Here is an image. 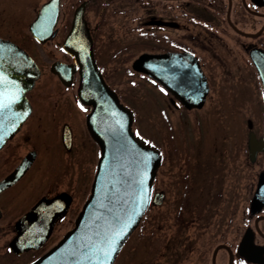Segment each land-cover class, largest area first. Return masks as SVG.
<instances>
[{
    "label": "flooded vegetation",
    "instance_id": "af4514ba",
    "mask_svg": "<svg viewBox=\"0 0 264 264\" xmlns=\"http://www.w3.org/2000/svg\"><path fill=\"white\" fill-rule=\"evenodd\" d=\"M48 1H42L35 8L36 14L29 21V26ZM54 3H57V10L55 5L43 9L40 23L46 27L53 23L56 16L53 26L55 34L46 41L61 38L55 46L59 55L51 60L49 65L52 73L65 86L76 85L78 91L79 66L69 75V69L76 65L75 56L66 48L64 41L77 8L80 7L93 42L92 53L95 62L106 82L116 90L124 104L129 105L116 84L112 83L116 75L110 73V65L119 63L117 66L122 67L125 61L134 59L144 51L179 54L183 59L191 60L193 67L201 69L200 83L204 79L207 80L208 91L200 105H187L180 92H172L156 80L163 91L169 94L170 103L178 110L181 109L183 115L189 114V110L200 111L212 99L213 102L209 106L211 115L214 104L215 107L221 105L215 98L221 91H226L228 100L235 103L232 110L226 105L225 114L229 116L230 137L233 134L234 121L237 127H240L237 128L240 129V140H237L236 145L233 140L220 150L218 147H207L206 151L193 150L187 139L190 134H186L185 128L191 127L189 120L184 116L180 119L181 135L185 138L181 153L186 179L185 197L176 209L178 212L175 224H178L180 230L167 236V244L177 246L165 252L160 249L158 257L153 256V259L144 254V264H179L176 261L184 260L187 255L193 257L199 247L196 244L197 237L209 231L210 225H215L212 233L218 234L220 241L212 248L209 259L205 253L208 245L202 248L205 251H200L197 259H204L205 264H264V0H56ZM121 17L135 19L131 29L137 31V38L134 40L140 45V49L132 57L125 56V48L133 47L134 42L113 44V21L122 22ZM64 29H67L65 33ZM106 35L110 37L109 41L104 40ZM11 40L21 45L15 39ZM232 47H235V53L242 61L240 72L248 70V80L255 91V104L249 108L245 96L241 91L237 93L238 86L231 81L236 71L230 65L235 57ZM32 57L39 66L36 57ZM55 67L61 69L62 75L69 82L64 81L54 71ZM124 68L126 69V66ZM172 68L174 76L179 74L178 62L173 64ZM40 69L42 71L41 66ZM138 72L151 78L147 72ZM194 80L193 76V85H188V88L196 91L199 86ZM188 82L190 80L184 81V84ZM32 89L27 91L31 112L18 130L0 146V264H30L51 250L61 240V236L74 227L77 214L91 194L92 181L101 155L100 145L91 136L87 125L86 116L93 106L84 103L77 94L72 96L73 99L69 98L68 102L53 100L50 106L53 112L50 114L34 115L39 109L38 102L31 98ZM232 93H236L235 96H231ZM236 98L241 101H236ZM198 114L195 113L192 117L194 134H197L193 139L200 140L202 124L211 116L204 119V115ZM190 132L191 129L188 133ZM213 142L214 139L211 144ZM94 155L96 162L92 165ZM165 158L162 149L160 166ZM226 165L230 166L234 175L238 167L239 177H242V180L239 178L237 181L241 187L233 190L231 197L234 201H245L243 223L235 222L236 209L227 220L223 206L218 205L224 194L219 181L220 171L222 166ZM160 166L154 177L152 190L153 193L163 191L165 197L166 190L156 186ZM196 174L199 177L198 183L194 181ZM209 174V181L207 180L206 184L201 182L200 177L203 179L209 177ZM196 188L204 189L199 190L202 193L210 188L207 193L210 195L204 199L201 196L195 201L192 196ZM83 194L85 197L79 203L78 197ZM216 198L218 199L215 200ZM208 199L210 201H207ZM150 207L151 205L147 210ZM144 218L141 219V224ZM52 219L54 221L45 240H37L30 247L11 248L10 243L20 228H28L27 231L31 235L43 236L49 230L47 226ZM22 220H25L26 224L20 225ZM194 229L196 231H193ZM248 229L249 237L244 238ZM229 233L234 235L229 237ZM3 239L5 246L2 245ZM154 251L157 250L150 251V254L153 255ZM168 251L172 252L173 259ZM117 257L113 264H116Z\"/></svg>",
    "mask_w": 264,
    "mask_h": 264
},
{
    "label": "water",
    "instance_id": "95a60500",
    "mask_svg": "<svg viewBox=\"0 0 264 264\" xmlns=\"http://www.w3.org/2000/svg\"><path fill=\"white\" fill-rule=\"evenodd\" d=\"M54 1L49 0L31 22V34L39 41L55 34L56 16L46 27L40 23L43 9L55 5L57 10ZM82 11L77 8L64 43L75 56L76 65L69 69V75L79 66L77 94L84 103L93 106L86 116L87 125L100 145L101 155L91 194L77 214L74 227L66 231L51 250L30 264H113L151 202L159 203L163 198V191L153 194L152 190L162 151L149 139L135 133L133 109L121 101L101 74ZM176 62L180 75L174 76L172 65ZM132 67L147 72L172 92H180L187 105L202 104L208 91L207 80L200 83L201 69L193 67L191 60L179 54L144 51L133 59ZM54 71L67 81L59 67ZM39 75L40 66L32 55L15 41L0 36V146L31 112L27 91L35 85ZM193 76L199 86L196 91L188 88L193 85ZM187 80L190 82L184 84ZM53 221L43 236L31 235L28 228H20L10 243L11 248L30 247L37 240H45ZM19 224H26V221ZM248 234L249 229L244 238L249 237Z\"/></svg>",
    "mask_w": 264,
    "mask_h": 264
},
{
    "label": "rangeland",
    "instance_id": "374dc122",
    "mask_svg": "<svg viewBox=\"0 0 264 264\" xmlns=\"http://www.w3.org/2000/svg\"><path fill=\"white\" fill-rule=\"evenodd\" d=\"M42 1L45 0H0V35L8 36L13 40L15 39L23 45L24 48L29 50L32 55L36 57L39 66L42 67V71L40 69L38 80L33 89L30 91L31 98L38 102L37 105L39 111L34 113V115L42 113L50 114L53 112L50 107L53 100L58 99L59 102H68L70 100L69 98L73 95H77L76 85L65 86L50 70L49 63L57 55H59V50L55 46L61 38L57 37L54 40L38 41L35 40L33 38V34H31L29 21H31V19L35 16V8L40 5ZM23 4L24 6L22 7ZM121 19L122 22L120 20L113 21V44L114 42L118 45L123 42H134V46L132 45L133 47H129V49L125 48L127 51L125 52V56L128 55L129 57H132L133 54L138 52V49H140V45L135 42L136 40H134L137 38V31L131 29L135 23V19L124 17H121ZM66 31L67 29H64L63 32L65 33ZM107 32H109V30ZM109 39L110 37H107V35L104 37L105 41H109ZM231 49L235 57L233 56L234 60L230 65L235 68L234 70H236L232 75L231 81H234V83L239 87V89L238 87L236 88V91L238 94L240 91L243 93L246 99L245 102L249 108L255 104V91L254 88H251L252 83H249L247 75L248 70H241L240 72L242 61L240 57H237L235 47H232ZM132 59L133 58H130L128 61H125V65L122 67L117 66L119 63L110 65V73H114V75H116L113 78L112 83L116 84L115 86L117 89L122 95H124V100L134 110L135 119L132 126L135 133L144 136L147 139L149 138L158 146H161L165 153V161L160 166L159 173L156 177V186L165 189L166 194L165 197L162 198L163 202H161V204H151L150 209L147 210L148 212H145L146 214L142 216V218L145 217L142 224L140 223L139 226L133 230L130 237L124 243L123 248L117 255L116 264H144V254L146 257L151 256V259H153V256L154 258L158 257L160 249L165 252L169 248L174 249V247L177 246L174 244H167V236L176 230H180L178 224H175V222H177L175 217H177L178 212L176 209L178 208V204L183 203V198L185 197L184 184L186 179L184 177L182 167L183 154H181L184 147L183 140L185 139L181 135L180 119L182 116H184L185 119H188V123L191 125L190 128L189 126H186L185 128L187 129L186 134H190L187 139L189 144L192 145L193 150L201 149V151H206L208 150L207 147H218L220 150L225 145L228 146V144L233 140V143L236 145L237 140H240L241 136V133L238 132L240 129L237 130V128L240 127H237L234 121L232 124V132L233 134L235 133L234 138L233 134L232 137H230L231 134L228 132V124L230 123H228L229 116L225 114L226 105L232 110L235 107V103H231L228 100L229 97H227L226 91L219 92V96L215 97L221 105L215 107L216 104H214V108H211L210 111L212 112L211 115H209V106L213 102L211 101L212 99H210V103L208 102L205 107L200 109V111L193 112L192 110H189V114L183 115L184 113L181 109L178 110V108L170 103L168 99L169 94L163 91L158 82H154L151 78L143 76L140 72L131 67ZM125 66L126 69L124 68ZM235 94L236 93H232L231 96H235ZM235 100L241 101L238 98ZM236 104L238 103L236 102ZM195 113H201L204 115V119L211 116L202 124L200 140L193 139V137L197 135L194 134V124L192 123V117L195 116ZM190 129L191 132L188 133ZM195 131L197 132V130ZM213 139L214 142L211 144ZM92 146L93 145L91 144L90 149H92ZM92 157V165H95L96 157L95 155ZM200 175L202 176L201 171ZM220 176L219 181L221 186H223L224 194L221 201H218V205L223 206L227 220L232 217L230 214H233V211L236 209V212H234L235 222L243 223V205L245 204V201L242 199L234 201L233 197H231L232 191L241 187L237 182L240 179L242 180V177H239V169L237 167V172L234 175V171L231 170L229 165L224 167L222 166ZM241 176L244 175L241 174ZM194 177L195 183H198V175L196 174ZM210 178L211 174H209V177L207 176L203 179L200 177V180L201 182L204 181L203 183L206 184ZM199 190L204 191V189L196 188L194 191L195 193L192 196L195 201L201 198V196L204 199V197L210 195L207 194L210 192V188H207L205 193H202ZM211 190H214L213 187ZM84 197V194L80 195L78 197V202L81 203ZM217 199L218 198L215 200ZM207 201H210V199ZM223 208H221L222 211ZM183 214L184 212L182 215ZM235 222L233 221L232 224ZM214 227L215 225H210L209 231H206L202 236L197 237L196 244L199 245V247L196 250V255L191 258L187 255L184 260L181 259L176 262H179V264H205L204 259H201V261L197 259L196 256L199 255L200 251H205L202 250V248L208 245L209 248H206L207 250L205 253L208 255L207 259H209V256L213 252L212 248H214L220 241L218 234L212 233ZM195 229L193 231H196ZM228 235L229 237H232L234 233H229ZM63 236L61 237L63 238ZM2 242V245L5 246L4 239ZM155 249L157 251H154L153 255H151L150 251ZM168 253L170 252L168 251ZM170 254H172V252ZM171 257V259H173V254ZM162 259L164 258L162 257Z\"/></svg>",
    "mask_w": 264,
    "mask_h": 264
},
{
    "label": "bare ground",
    "instance_id": "6f19581e",
    "mask_svg": "<svg viewBox=\"0 0 264 264\" xmlns=\"http://www.w3.org/2000/svg\"><path fill=\"white\" fill-rule=\"evenodd\" d=\"M151 203L153 204V202H151ZM150 205H151V204H150ZM150 205H149V206H150Z\"/></svg>",
    "mask_w": 264,
    "mask_h": 264
}]
</instances>
